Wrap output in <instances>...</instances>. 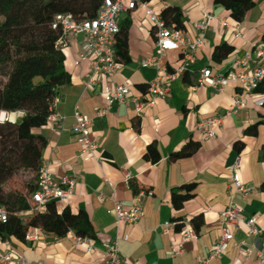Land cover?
Segmentation results:
<instances>
[{"label": "crops", "instance_id": "obj_1", "mask_svg": "<svg viewBox=\"0 0 264 264\" xmlns=\"http://www.w3.org/2000/svg\"><path fill=\"white\" fill-rule=\"evenodd\" d=\"M170 2L182 10L181 31L192 38L203 33L204 44L194 51L195 61L189 65L191 71L172 80L168 95L158 98L141 113L132 103L116 102L106 114L97 115L105 105L107 85L127 80L133 84L131 94L139 95L159 74L156 68L140 64V58L156 49L152 24L143 7L119 16V24L126 17L130 20L127 35L130 59L121 63L110 80L101 74L93 86L86 88L89 61L79 57L82 37L67 35L60 43L65 68L71 75V82L59 88L53 104V111L64 116L63 127L58 129L47 122L34 132L46 138L42 160L55 179L74 178L72 194L67 200L57 201L58 206H68L72 212L84 210L93 223L95 237L88 239L92 246L88 249L86 241L75 243L73 231L57 238L46 233L36 240L27 239L34 232L31 228L24 239L0 236V248L8 249L14 256L10 264H105L102 245L105 241L117 243L123 264H258L257 248L262 237L248 235L242 225L231 226L233 236L221 255L209 256L220 235V213L229 201L231 168L237 158V173L253 189L245 195L235 194L233 200L243 216H255L256 223L264 226V105L255 104L261 97L251 94L246 108L225 114L233 98L243 94L239 85L229 83L220 91L200 82L198 70L208 67L213 73H225L232 69L236 59L253 50L264 32V0H254L241 21L231 18L229 11L213 0ZM149 4L158 12L163 7L159 1ZM204 12L226 18L230 27L212 18L201 32L195 24L204 20ZM236 28L240 35L235 34ZM222 42L233 49L221 60H214L213 51ZM164 61L168 71H173L181 64L182 55L177 50H169ZM75 106L91 119L89 138L96 143L92 153L82 151L72 131ZM17 112L10 113L15 118ZM216 114L223 116L222 125L215 128L216 137L207 138L196 123ZM21 115L22 112L17 118ZM254 126L256 131L248 132ZM188 141L199 143L196 151L171 159L170 155ZM238 141L242 143L239 150L234 147ZM151 145L159 154L154 162L145 157ZM193 182L196 186L193 195L180 208H175L172 193L184 194L182 186ZM134 189L152 192L140 198L142 218L135 225L117 221L110 211L112 200L128 208L133 203ZM195 216H200V221L193 237L181 241L176 227L162 230L164 221L177 217L182 218L183 227L193 228L191 219ZM250 245L253 248L247 255L246 247ZM172 246L180 251L173 255Z\"/></svg>", "mask_w": 264, "mask_h": 264}, {"label": "trees", "instance_id": "obj_2", "mask_svg": "<svg viewBox=\"0 0 264 264\" xmlns=\"http://www.w3.org/2000/svg\"><path fill=\"white\" fill-rule=\"evenodd\" d=\"M163 3L160 10L166 25L178 29L183 27L180 6L170 0H139ZM229 11L231 18L241 21L254 0H213ZM102 0H0V113L22 112L15 121H0V205L7 208L8 217L0 223V236L13 235L24 239L30 227H40L56 237L65 236L69 231L87 239L95 237L94 226L84 210L72 212L68 206L59 207L51 201L43 208H36L31 198L37 174L43 162L42 153L46 138L34 130L45 125L53 112L54 100L59 88L71 82V75L64 65V53L60 47L63 38L59 27H52L57 13H71L77 19L92 18ZM130 20L124 18L119 24L115 38V56L120 63L129 62L127 35ZM259 43H264V32ZM233 47L222 42L213 51L214 60H221ZM264 97V79L252 92ZM264 105V103H262ZM256 131V126L248 132ZM198 142L188 141L170 155L171 159L194 153ZM241 142L234 147L239 150ZM145 157L152 162L159 154L151 145ZM20 170L34 173L35 182L27 187V194L4 192V183ZM132 186V179H129ZM195 183L182 186L184 194L172 193V203L180 208L185 199L193 195ZM138 190L134 189V193ZM175 227L183 228V220L174 218ZM200 216L191 219L196 232Z\"/></svg>", "mask_w": 264, "mask_h": 264}, {"label": "built area", "instance_id": "obj_3", "mask_svg": "<svg viewBox=\"0 0 264 264\" xmlns=\"http://www.w3.org/2000/svg\"><path fill=\"white\" fill-rule=\"evenodd\" d=\"M143 7L145 15L152 24V32L155 40V52L151 55L140 58V64L146 67H154L159 74L150 80L144 92L139 95L131 94L132 83L125 80L121 83H111L104 89V107L97 112L98 116L106 114L112 105L116 102L124 104H133L135 110L141 113L145 107L153 106L158 98H164L170 92V82L185 72L191 71L189 65L195 61L194 51L204 44V34H198L194 38L185 34L181 29L166 25L160 12L156 11L149 3L139 0H102V4L92 18L77 19L71 13H57L53 18L52 27H59L63 38L67 35H80L79 57L89 61V71L85 80V87H91L96 83L99 75H104L107 79L119 71L121 63L115 56V38L119 31V16L122 12L133 10L136 7ZM216 18L217 22L228 28L230 24L226 18L213 16L209 12H204V20L197 22L195 26L204 32L208 22ZM235 34L241 32L235 29ZM169 50H177L182 55L181 64L173 71H168L167 64L164 61V55ZM199 81L205 82L209 86L223 91L229 83L239 85L242 95H236L232 103L225 110V114H232L240 109L246 108L248 96L252 94L257 84L264 79V43L255 44L253 50L246 52L243 57L234 61L231 70L225 73H213L208 67L198 70ZM264 97L255 100V104L262 105ZM72 131L76 134L78 142L82 146L83 152L92 153L96 143L89 138V124L91 119L81 113L75 106L73 111ZM223 116L220 114L211 115L198 120L197 129L207 138L217 136L216 127L222 125ZM64 116L57 112H52L47 122H51L58 129L63 127ZM239 167V158L234 162L231 168V190L229 191V201L226 207L221 211L220 235L216 245L209 257L219 256L224 251L228 241L233 236L231 226H244L248 235L252 237H262V243L257 248L258 264H264V226L256 223L255 216L245 217L242 215L239 206L234 202L235 194L245 195L253 189L251 184L242 182L237 168ZM74 178L63 176L61 179H55L49 171L48 165L42 162L35 188L31 192V198L36 208H43L51 201L67 200L73 192ZM150 190H139L134 194L133 203L125 208L122 202L113 199L111 213L117 221L125 222L130 225L137 224L143 216V209L140 198L150 196ZM101 197H105L101 195ZM8 212L4 205H0V223L7 220ZM175 227V222L166 220L162 223V230L168 231ZM34 229L32 234L27 235V239L36 240L39 236H44L47 232L40 227H30ZM181 241L185 238L193 237L195 231L191 227H183L180 230ZM55 238H57L55 236ZM75 243L82 241L88 243V249L92 246L87 238L81 236L74 237ZM245 244V242H241ZM105 255V264H123L122 256L116 242L105 241L102 243ZM180 245V244H179ZM252 245L246 247L247 255L250 254ZM173 255L180 250L172 246ZM14 259L13 254L8 249L0 248V264H10ZM137 264V263H133ZM178 264V263H174Z\"/></svg>", "mask_w": 264, "mask_h": 264}, {"label": "rangeland", "instance_id": "obj_4", "mask_svg": "<svg viewBox=\"0 0 264 264\" xmlns=\"http://www.w3.org/2000/svg\"><path fill=\"white\" fill-rule=\"evenodd\" d=\"M122 15V14H121ZM21 112L16 113V117L14 118L13 113L6 114V118L9 120H16ZM4 119V120H5ZM35 178L34 173H31L27 170H20L16 175H14L12 178L7 180L3 185L4 192H18L21 194H27V187L28 184L32 183L34 184Z\"/></svg>", "mask_w": 264, "mask_h": 264}, {"label": "bare ground", "instance_id": "obj_5", "mask_svg": "<svg viewBox=\"0 0 264 264\" xmlns=\"http://www.w3.org/2000/svg\"><path fill=\"white\" fill-rule=\"evenodd\" d=\"M5 117H6V114H5V112L2 111L0 113V121H3L5 119Z\"/></svg>", "mask_w": 264, "mask_h": 264}]
</instances>
